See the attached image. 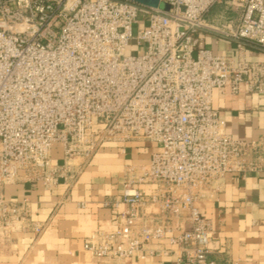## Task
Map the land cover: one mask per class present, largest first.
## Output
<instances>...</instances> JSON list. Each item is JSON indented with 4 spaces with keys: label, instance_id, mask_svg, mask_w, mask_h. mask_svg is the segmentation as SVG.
<instances>
[{
    "label": "built area",
    "instance_id": "built-area-1",
    "mask_svg": "<svg viewBox=\"0 0 264 264\" xmlns=\"http://www.w3.org/2000/svg\"><path fill=\"white\" fill-rule=\"evenodd\" d=\"M219 1L0 0V241L46 228L30 197L6 186L71 185L104 143L146 141L158 150L126 166L112 228L83 249L145 260L168 240L177 264H218L199 204L218 200L229 174L264 172V135L234 137L213 107L216 88L264 93V63L245 57L247 46L264 50V0H229L233 16L216 25L205 16ZM207 34L235 42L238 57L214 53Z\"/></svg>",
    "mask_w": 264,
    "mask_h": 264
},
{
    "label": "crops",
    "instance_id": "crops-1",
    "mask_svg": "<svg viewBox=\"0 0 264 264\" xmlns=\"http://www.w3.org/2000/svg\"><path fill=\"white\" fill-rule=\"evenodd\" d=\"M215 6L218 7L212 16ZM215 6L205 16L209 22L222 25L233 16ZM206 45L214 53L239 55L237 44L227 38L207 34ZM245 57L264 63V50L247 46ZM213 107L226 120L227 131L234 137L254 140L264 135V93H252L245 85L239 93L216 88ZM156 150L158 146L152 142L109 141L71 185L47 189L41 181L22 178L6 186L10 198L30 197L36 211L34 219L45 223L46 228L40 236L29 231L1 239L0 264H177L178 253L168 240L162 241L167 253L145 260L130 257L119 261L94 256L83 249L84 240L93 231L112 228L110 203L122 193L126 166H147ZM53 158L60 161V152L55 150ZM141 187L150 189L149 184ZM79 203H85V207ZM199 205L215 230L210 260L218 264H264V172L246 177L242 173L229 174L218 200Z\"/></svg>",
    "mask_w": 264,
    "mask_h": 264
},
{
    "label": "rangeland",
    "instance_id": "rangeland-1",
    "mask_svg": "<svg viewBox=\"0 0 264 264\" xmlns=\"http://www.w3.org/2000/svg\"><path fill=\"white\" fill-rule=\"evenodd\" d=\"M166 5H167V3H165V2H161L160 3V7L161 8H165ZM215 5H219V6L223 7L224 10L230 11V2H229V0H221L218 3H216ZM217 7L218 6H215L214 9L212 10V12H211L212 16L215 14V12L217 10ZM136 30H137V27H135V31ZM128 52L131 53V54H137L138 53V48L136 47V41L135 40L132 42V45L129 47Z\"/></svg>",
    "mask_w": 264,
    "mask_h": 264
},
{
    "label": "water",
    "instance_id": "water-1",
    "mask_svg": "<svg viewBox=\"0 0 264 264\" xmlns=\"http://www.w3.org/2000/svg\"><path fill=\"white\" fill-rule=\"evenodd\" d=\"M139 2H142V3H145V4H149V5H152V6H158L160 5V0H137ZM169 5L167 4L165 8H168Z\"/></svg>",
    "mask_w": 264,
    "mask_h": 264
}]
</instances>
